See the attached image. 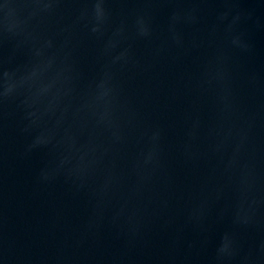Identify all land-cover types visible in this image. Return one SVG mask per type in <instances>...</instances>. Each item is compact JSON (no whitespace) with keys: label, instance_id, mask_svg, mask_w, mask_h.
Listing matches in <instances>:
<instances>
[{"label":"water","instance_id":"95a60500","mask_svg":"<svg viewBox=\"0 0 264 264\" xmlns=\"http://www.w3.org/2000/svg\"><path fill=\"white\" fill-rule=\"evenodd\" d=\"M108 7L128 39L101 58L105 41L81 28L78 65L87 84L130 45L118 105L82 107L67 73L41 65L56 84L38 107L54 109L68 162L29 149L14 104L0 112V264H264V30H230L235 10L214 2Z\"/></svg>","mask_w":264,"mask_h":264},{"label":"clouds","instance_id":"9594fccd","mask_svg":"<svg viewBox=\"0 0 264 264\" xmlns=\"http://www.w3.org/2000/svg\"><path fill=\"white\" fill-rule=\"evenodd\" d=\"M111 2L112 0H2L0 3V13H3L5 20L4 26L0 28V112L7 104H14L21 113V131L35 134V140L29 145V149L41 145L48 147L52 164L66 163L68 157L63 154V140L52 142L54 135L50 134L49 121L44 119L54 109L51 105L43 111L38 107L44 103L56 84L55 80L47 84L39 80L41 65L47 68L55 66L67 73V82L82 107L101 102L113 107L118 105L120 89L116 76L131 61V46L105 60L97 77L87 84H82L78 65L81 47L78 33L81 28L86 29L89 36L105 41L101 58L109 56L112 50L128 39L124 21L116 27L112 25L113 13L108 7ZM200 2L219 3L226 9H234L236 15L229 26L230 30L235 29L240 21L251 22L255 30H264V24L261 23L264 20V0ZM72 4L84 6L71 10L63 7ZM227 15L228 11H219L218 19L223 21ZM173 19L179 20V13H173ZM143 20L144 17L141 16L137 22L143 23ZM150 34L146 27L140 28L137 33L139 37H148ZM245 34L240 31L233 43H240V38ZM5 50L8 52L7 56L3 54ZM17 57L21 59L17 61ZM107 114L106 112L104 116ZM74 145L75 141L69 147ZM220 251H227V245H223Z\"/></svg>","mask_w":264,"mask_h":264}]
</instances>
